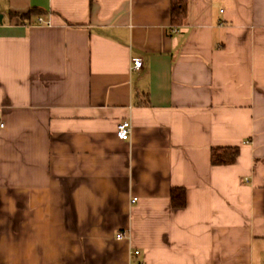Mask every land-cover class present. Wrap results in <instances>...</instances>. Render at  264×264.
Listing matches in <instances>:
<instances>
[{"label": "crops", "instance_id": "0c3cea01", "mask_svg": "<svg viewBox=\"0 0 264 264\" xmlns=\"http://www.w3.org/2000/svg\"><path fill=\"white\" fill-rule=\"evenodd\" d=\"M0 14V264H264V0Z\"/></svg>", "mask_w": 264, "mask_h": 264}, {"label": "trees", "instance_id": "16d2710c", "mask_svg": "<svg viewBox=\"0 0 264 264\" xmlns=\"http://www.w3.org/2000/svg\"><path fill=\"white\" fill-rule=\"evenodd\" d=\"M189 0H171V19L173 25L182 24L188 14ZM37 8L31 9L28 13L19 14L24 20L28 19ZM16 14V13H15ZM240 154L239 146L214 147L212 162L214 164H231L237 161ZM185 189L174 188L172 190V201L175 206L182 207L186 204Z\"/></svg>", "mask_w": 264, "mask_h": 264}, {"label": "built area", "instance_id": "2783aa9c", "mask_svg": "<svg viewBox=\"0 0 264 264\" xmlns=\"http://www.w3.org/2000/svg\"><path fill=\"white\" fill-rule=\"evenodd\" d=\"M39 22L50 24V21L44 19L43 17H39ZM143 64H144V61H143L142 58H140V57L134 58L133 59V66H132V68L139 69V68H141L143 66ZM1 110H2V107H0V111ZM0 124L2 126L4 125L3 122H0ZM131 132H132V124H131L130 121L124 120V121H121L118 124V127H117V135L120 138H122V139H128V138H130ZM134 200H136V198ZM124 236H125V233L124 232H119L117 234V237L118 238H121V237H124ZM133 253L134 254H140V250L134 249Z\"/></svg>", "mask_w": 264, "mask_h": 264}, {"label": "water", "instance_id": "95a60500", "mask_svg": "<svg viewBox=\"0 0 264 264\" xmlns=\"http://www.w3.org/2000/svg\"><path fill=\"white\" fill-rule=\"evenodd\" d=\"M2 18V15L0 14V19Z\"/></svg>", "mask_w": 264, "mask_h": 264}]
</instances>
